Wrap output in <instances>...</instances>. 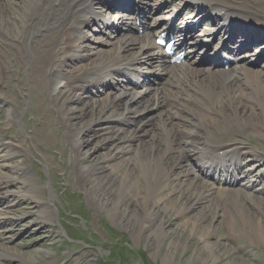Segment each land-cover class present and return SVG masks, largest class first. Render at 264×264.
Masks as SVG:
<instances>
[{
	"label": "bare ground",
	"instance_id": "bare-ground-1",
	"mask_svg": "<svg viewBox=\"0 0 264 264\" xmlns=\"http://www.w3.org/2000/svg\"><path fill=\"white\" fill-rule=\"evenodd\" d=\"M120 1L0 0V100L8 105L16 103V80L20 95L37 96L35 114L41 115L42 123L41 129L31 133L30 138L49 146L54 141L52 117L55 114L65 128L77 184L90 204L130 232L136 242L144 236L154 249V257L164 253L165 263L214 264L221 260L217 252L220 247L211 244L215 232L208 216L214 221L220 215L223 224L233 233L242 232L247 235L246 239L264 243V223L258 217L264 216V199L255 197L252 191L258 181L264 180V156L226 148L229 142L242 147L254 146L264 153L259 146L264 143V137L259 134L264 131V69L231 66L224 70L213 61L215 66L210 67L213 70L206 74L189 62L181 66L167 64L150 34L134 33L132 23L128 22L134 17H126L117 10L126 7L132 11L136 3L121 4ZM236 2L226 7L227 11L231 10L227 19L219 15L221 0H213L210 9L201 6L205 10L201 25L206 21L212 27L217 25L218 28L214 26L205 31L217 41L221 40L220 34L227 35V46L222 43L219 52L235 45L233 55L251 48L239 58L264 59V31L253 33L229 24L234 15L244 21H254L252 4L260 7L258 13L264 17V0ZM102 3L110 10L107 15L121 29L112 32L108 40L95 39L96 47L84 48L82 43L88 39L83 32L87 16ZM186 3L195 8L201 5L197 0ZM177 20L176 30L181 31L178 23L183 25L185 19L178 17ZM105 24L109 30L110 23ZM104 45L116 50L104 49ZM142 59L145 63L138 65ZM207 59L208 51L201 62ZM141 68L168 76V90L148 87L137 91L128 86L108 90L109 76L120 70ZM78 83L87 87L74 88ZM96 87L104 90L105 99L91 100L90 90ZM4 89L7 91L2 93ZM2 113L0 178L7 177L8 182L21 185V193L14 195L23 202H34L39 209L34 215L35 224L46 234L48 225L56 219L57 198L51 192L45 197L47 188L36 183L26 165L25 152L19 150L21 140L13 136L12 128L1 122ZM9 114L16 125L18 113ZM157 115V122L146 123ZM80 119L90 120L83 123L78 122ZM57 140L62 143L60 136ZM92 146V153L84 155V150ZM11 160L19 163L9 166ZM246 160L251 164L244 166ZM7 168L17 178L5 176ZM210 174L225 184H215ZM228 205L234 210H226ZM195 208L200 212H195ZM172 217L181 219L177 231L165 227L166 220ZM244 217L248 221L236 228L238 219L245 221ZM232 220H235L233 225ZM24 224L25 221L0 213V227L8 228L7 237L0 234V264L20 259L4 242L14 239ZM31 232L30 229L26 234ZM184 234L189 239H197L196 247L189 245L196 249V254L180 263L175 261V255ZM168 239L172 240L165 244ZM40 254L39 251L31 255L29 263L40 264L37 261ZM244 255L261 261L253 252L247 251Z\"/></svg>",
	"mask_w": 264,
	"mask_h": 264
},
{
	"label": "rangeland",
	"instance_id": "rangeland-1",
	"mask_svg": "<svg viewBox=\"0 0 264 264\" xmlns=\"http://www.w3.org/2000/svg\"><path fill=\"white\" fill-rule=\"evenodd\" d=\"M252 6H254L252 7L254 13L255 11L260 12L259 6L256 4H252ZM257 20L264 22V17L259 15L258 19L254 18V22ZM93 27L92 24L87 29L90 38L97 39V37H101L95 33ZM91 43L93 42L91 41ZM94 45L97 46L98 43L94 42ZM102 48L116 50L115 47L107 45ZM263 64L264 62H262ZM118 82L122 83L121 76L116 77L115 83ZM17 85L16 82L14 86L16 103L14 105L11 103L9 105L7 103L3 104L0 101V111H3V120L1 122L5 123L8 129L13 128L11 126L14 124L9 117V113L12 111L18 112L17 121L19 125L15 126L13 136L21 140V148L19 150L25 152L28 158L26 165L31 173L34 174L36 183L47 188L44 191L45 197H49L51 190L56 196L57 202L55 203L56 219L48 225L47 233L43 234L41 227L35 224L37 217L34 215L38 214L39 209H36L34 202L32 200L28 203L23 202L20 197L14 195L21 193V185L8 182L7 177L0 178V213L4 212L6 217L13 218L16 221H25L20 232L14 235V239L10 242H4L6 247L20 258L11 264H30V256L39 251L41 254L37 261L40 264L44 261L54 264H167L163 261L164 253L161 254V257L153 256L154 249L147 244L144 236L139 242H136L130 232L120 228L107 214L97 212L95 206L90 204L81 186L77 184L65 128L62 127L55 114L52 117L54 130L52 138L54 141L50 142L49 146L42 145L38 139L30 138L31 133L41 129L42 117L35 114L38 98L35 95H31L29 98L20 95ZM6 91L7 89H4L2 93ZM92 96L91 100L92 98L93 100L106 98V94L104 95L102 89H96ZM49 103H51V97H49ZM157 119L155 117L146 120V123L157 122ZM89 120L80 119L78 122L84 123ZM138 124L141 125L140 123ZM147 127L149 126L147 125ZM147 130L151 131L152 129L147 128ZM259 134L264 137V131H260ZM59 136L62 138L61 144L57 140ZM12 140L17 141L15 139ZM226 143L229 144V142ZM259 146L264 151V143H259ZM229 147L233 150L239 149L241 152L247 150L257 151V153L261 152L254 146L240 147L231 143ZM93 148L94 146L85 149L83 154L89 156ZM10 162L9 166L19 163L17 160H11ZM11 171L7 168L4 175L17 178V175ZM263 189L264 181L257 183L253 189L255 197L264 199ZM228 209L234 210L230 205H228L226 210ZM195 210V212H200L199 208H195ZM15 213L17 214L16 216L14 215ZM219 216L214 221L212 216L207 217L209 225L212 224L215 232V236L211 239V244H216L217 247H220L217 252L221 255V260L214 264H264V243L254 239L248 240L246 239L247 235H243L242 232L233 233L227 228V225L223 224L222 218ZM258 217L262 218L261 220L264 223V216ZM168 220L170 221L169 223ZM234 221H231V225H233ZM247 221V218H245V221L240 218L236 222L235 227L239 229ZM180 225L181 219L172 217L166 220L165 227L167 230L177 231ZM30 229L32 234H29V236L26 232ZM6 232H8L6 227L0 230V233L4 234L5 237H7ZM23 237L24 242H22ZM180 239L181 247L175 255V261L183 263L188 257L196 254V249L189 245L192 243L196 247L197 239H189L186 234ZM171 240L168 239L165 244ZM183 245L188 248L185 249L182 247ZM247 251L258 254L261 261L246 257L244 253Z\"/></svg>",
	"mask_w": 264,
	"mask_h": 264
}]
</instances>
